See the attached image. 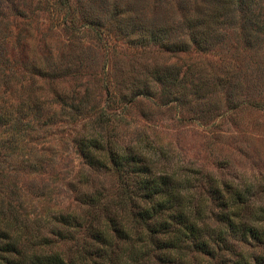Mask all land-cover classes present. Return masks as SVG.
<instances>
[{"label":"rangeland","instance_id":"obj_1","mask_svg":"<svg viewBox=\"0 0 264 264\" xmlns=\"http://www.w3.org/2000/svg\"><path fill=\"white\" fill-rule=\"evenodd\" d=\"M0 51V208L23 238L58 241L52 217L90 211L92 187L130 192L127 173L80 151L99 115L117 144L143 136L176 168L249 183L264 203V0H0ZM68 231L72 257L93 244Z\"/></svg>","mask_w":264,"mask_h":264},{"label":"trees","instance_id":"obj_2","mask_svg":"<svg viewBox=\"0 0 264 264\" xmlns=\"http://www.w3.org/2000/svg\"><path fill=\"white\" fill-rule=\"evenodd\" d=\"M0 57L8 58L2 51ZM100 117L82 125L78 146L90 166L127 173L130 192L114 200L101 186L88 189L81 199L90 211H59L52 217L58 241L41 244L19 234L24 222L10 205L0 208V264H203V257L264 264L262 255L249 259L264 245V203L256 204L249 183L240 188L198 170L187 173L143 136L117 144L100 133L107 120ZM69 226L83 227L93 242L83 239L74 257L59 245L73 240Z\"/></svg>","mask_w":264,"mask_h":264}]
</instances>
